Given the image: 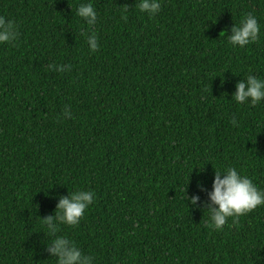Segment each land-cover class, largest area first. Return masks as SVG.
Instances as JSON below:
<instances>
[{
  "label": "trees",
  "instance_id": "obj_1",
  "mask_svg": "<svg viewBox=\"0 0 264 264\" xmlns=\"http://www.w3.org/2000/svg\"><path fill=\"white\" fill-rule=\"evenodd\" d=\"M87 2L0 0L20 32L0 44V264H54L42 218L75 190L94 200L61 234L95 264H264V206L215 231L185 199L206 201L226 166L264 188V103L231 99L264 78V0H162L152 18L138 0H92L96 52L75 15ZM248 12L260 40L234 48Z\"/></svg>",
  "mask_w": 264,
  "mask_h": 264
},
{
  "label": "clouds",
  "instance_id": "obj_2",
  "mask_svg": "<svg viewBox=\"0 0 264 264\" xmlns=\"http://www.w3.org/2000/svg\"><path fill=\"white\" fill-rule=\"evenodd\" d=\"M136 7L149 18L155 17L161 10L162 0H138ZM75 15L80 17L87 29L82 28L80 35L85 39L89 51L96 52L100 45L94 26L98 21V12L92 0L80 3L76 7ZM121 19L127 20V9H121ZM262 27L258 18L252 12L245 13L239 23L231 28L227 35L228 43L232 47L244 48L246 45L260 40ZM20 36L18 24L0 15V44L12 43ZM50 70L70 71V65H48ZM231 99L237 105L255 107L264 103V78L251 72L235 84V91ZM62 117L67 119L72 113L68 106L62 111ZM235 125V118L232 119ZM201 191H205L203 186ZM95 193L90 190H75L66 196H60L54 215L42 218L44 233L48 238L43 241L49 258L54 264H95V257L85 254L81 248L67 234H61V225L75 227L79 225L86 210L93 203ZM185 199L195 207H205L208 213L209 226L215 231H222L229 218L233 222L241 216L247 215L259 206H264V188H259L249 176L238 171L235 167L226 166L215 171L211 191H207V200L200 201L199 195H185ZM189 205V204H188Z\"/></svg>",
  "mask_w": 264,
  "mask_h": 264
},
{
  "label": "bare ground",
  "instance_id": "obj_3",
  "mask_svg": "<svg viewBox=\"0 0 264 264\" xmlns=\"http://www.w3.org/2000/svg\"><path fill=\"white\" fill-rule=\"evenodd\" d=\"M185 121V120H184ZM181 122V121H180Z\"/></svg>",
  "mask_w": 264,
  "mask_h": 264
}]
</instances>
